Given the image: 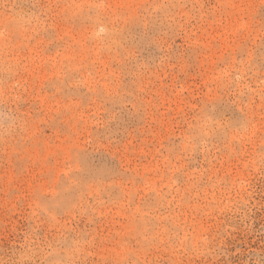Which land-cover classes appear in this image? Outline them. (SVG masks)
Wrapping results in <instances>:
<instances>
[{"label": "rangeland", "instance_id": "1", "mask_svg": "<svg viewBox=\"0 0 264 264\" xmlns=\"http://www.w3.org/2000/svg\"><path fill=\"white\" fill-rule=\"evenodd\" d=\"M0 264H264V0H0Z\"/></svg>", "mask_w": 264, "mask_h": 264}]
</instances>
